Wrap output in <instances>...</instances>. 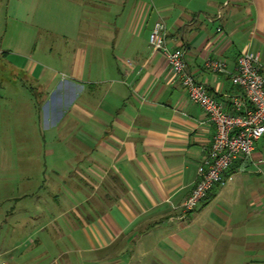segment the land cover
<instances>
[{"label": "crops", "instance_id": "obj_1", "mask_svg": "<svg viewBox=\"0 0 264 264\" xmlns=\"http://www.w3.org/2000/svg\"><path fill=\"white\" fill-rule=\"evenodd\" d=\"M56 11L64 22L46 20ZM5 18L85 43L67 58L62 97L54 79L43 87L67 115L46 129L52 177L15 201L12 264H264V138L184 214L215 129L148 45L162 22L167 47L232 113L238 58L257 53L264 78V0H9ZM44 72L30 61L14 71L36 82Z\"/></svg>", "mask_w": 264, "mask_h": 264}, {"label": "rangeland", "instance_id": "obj_2", "mask_svg": "<svg viewBox=\"0 0 264 264\" xmlns=\"http://www.w3.org/2000/svg\"><path fill=\"white\" fill-rule=\"evenodd\" d=\"M8 3L9 0H0V50L5 53L0 55V264H12L11 256L19 252H5L22 238L14 233L16 199L30 193L35 184H43L42 181L52 177V173L43 168L47 160L45 150L50 147L49 135L53 134L46 129L52 121L65 118L68 106V101L61 98L60 101H52L54 96L62 97L59 89L62 81L68 80V56L78 45H85L81 40L75 43L58 36L61 26L54 29V34L35 25L15 27L13 21L5 18ZM43 14L38 11L36 17L42 18ZM46 17L49 22L55 18L65 21L63 12L59 11ZM29 61L36 71L45 70L37 82L34 80L36 76L14 73ZM50 78L54 79L57 87L48 103L44 100L46 94L43 87ZM62 124L54 132L61 133ZM55 143L52 149H58ZM32 151H39L42 172L35 170L34 160L37 158Z\"/></svg>", "mask_w": 264, "mask_h": 264}, {"label": "built area", "instance_id": "obj_3", "mask_svg": "<svg viewBox=\"0 0 264 264\" xmlns=\"http://www.w3.org/2000/svg\"><path fill=\"white\" fill-rule=\"evenodd\" d=\"M166 34L162 22L154 23L148 36L149 48L162 55L189 100L203 110L215 129L211 145L197 168L196 183L180 206L187 214L200 205L212 188L225 186V174L230 166L239 159L250 158L256 143L264 138V78L258 54H242L231 76V83L242 91V96L233 100L232 113H229L206 86L187 71L184 51L167 47ZM205 68L224 72L225 66L219 60L208 59Z\"/></svg>", "mask_w": 264, "mask_h": 264}]
</instances>
